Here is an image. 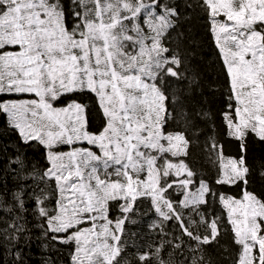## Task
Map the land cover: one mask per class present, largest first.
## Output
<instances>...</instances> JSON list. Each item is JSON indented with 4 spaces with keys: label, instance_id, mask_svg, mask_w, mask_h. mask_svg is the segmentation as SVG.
Wrapping results in <instances>:
<instances>
[{
    "label": "snow or ice",
    "instance_id": "6c2138e0",
    "mask_svg": "<svg viewBox=\"0 0 264 264\" xmlns=\"http://www.w3.org/2000/svg\"><path fill=\"white\" fill-rule=\"evenodd\" d=\"M0 264H264V0H0Z\"/></svg>",
    "mask_w": 264,
    "mask_h": 264
},
{
    "label": "trees",
    "instance_id": "16d2710c",
    "mask_svg": "<svg viewBox=\"0 0 264 264\" xmlns=\"http://www.w3.org/2000/svg\"><path fill=\"white\" fill-rule=\"evenodd\" d=\"M226 151L229 152V153H234L235 152V150L233 148L229 147V146H226ZM259 154H260V150L257 148L255 150V152L253 153V155H259ZM34 258H36V257H34Z\"/></svg>",
    "mask_w": 264,
    "mask_h": 264
}]
</instances>
